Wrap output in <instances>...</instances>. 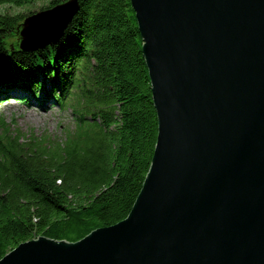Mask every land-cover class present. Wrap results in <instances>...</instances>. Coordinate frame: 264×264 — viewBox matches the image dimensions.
<instances>
[{"label": "water", "instance_id": "water-1", "mask_svg": "<svg viewBox=\"0 0 264 264\" xmlns=\"http://www.w3.org/2000/svg\"><path fill=\"white\" fill-rule=\"evenodd\" d=\"M158 133L128 216L78 241L38 236L0 264H264V0H131ZM79 0L25 16L55 44Z\"/></svg>", "mask_w": 264, "mask_h": 264}, {"label": "trees", "instance_id": "trees-1", "mask_svg": "<svg viewBox=\"0 0 264 264\" xmlns=\"http://www.w3.org/2000/svg\"><path fill=\"white\" fill-rule=\"evenodd\" d=\"M35 2L0 0V83L37 94L39 77L51 78L50 94L72 107V121L60 138L28 136L0 114V259L38 236L78 241L125 219L158 133L131 0H79L57 43L25 52L19 27L33 11L13 9Z\"/></svg>", "mask_w": 264, "mask_h": 264}, {"label": "rangeland", "instance_id": "rangeland-1", "mask_svg": "<svg viewBox=\"0 0 264 264\" xmlns=\"http://www.w3.org/2000/svg\"><path fill=\"white\" fill-rule=\"evenodd\" d=\"M49 0H36L30 6H25L21 8H15V12H25L38 11L42 7L46 6ZM4 6H0V13L4 12ZM10 9L9 11H11ZM39 80L44 83V87L39 89V93L34 94L31 90L23 88L19 85H15L13 88L8 87V81H3L0 83V114H2L5 121L12 125V128H18L20 131L24 132L29 136L30 133H34L38 136L42 134H49L60 138L63 136V129L66 125L72 121V107L69 105L63 107L60 100L51 96L53 80L51 78H46L40 76ZM59 86V83H56ZM9 97L13 100H9ZM27 97L28 101L24 102V98ZM34 105L35 108L41 109L42 105H49L45 114L36 115V112H31V107ZM36 110V109H35ZM40 110V111H41ZM30 113L35 114V116L30 117Z\"/></svg>", "mask_w": 264, "mask_h": 264}, {"label": "bare ground", "instance_id": "bare-ground-1", "mask_svg": "<svg viewBox=\"0 0 264 264\" xmlns=\"http://www.w3.org/2000/svg\"><path fill=\"white\" fill-rule=\"evenodd\" d=\"M9 98H11V97H9ZM9 100H13V98H11V99H9ZM34 105H35V104L32 105V107H31L30 110H31V112H33V113L36 112V111L38 110V113L36 112V113H37L36 115H38V116H39V115H42V114H45L44 111H46V109H47L48 106H49V105H47V104H46V106H45V105H42L43 110H41V109H37V108H35ZM35 109H36V110H35ZM48 109H49V108H48ZM40 110H41V111H40ZM33 113H30V114H29L30 117L35 116V114H33Z\"/></svg>", "mask_w": 264, "mask_h": 264}]
</instances>
